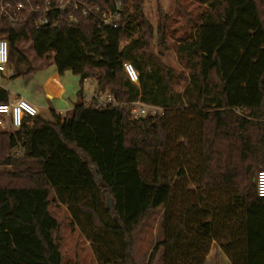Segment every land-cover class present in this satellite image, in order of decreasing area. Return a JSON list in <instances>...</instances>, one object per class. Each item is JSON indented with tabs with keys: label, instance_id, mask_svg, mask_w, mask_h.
Instances as JSON below:
<instances>
[{
	"label": "trees",
	"instance_id": "trees-1",
	"mask_svg": "<svg viewBox=\"0 0 264 264\" xmlns=\"http://www.w3.org/2000/svg\"><path fill=\"white\" fill-rule=\"evenodd\" d=\"M124 1L117 27L84 19L74 27L2 30L24 74L35 67L18 45L30 41L42 62L79 75L81 87L64 117L38 113L14 132L0 131V165L18 169L0 171V264H63L52 192L98 264H135L133 233L157 208L162 238L148 264L160 250L162 264H205L213 240L230 264H264V197L242 165L250 159L264 167V136L251 133L264 118V0H199L209 11L177 46L188 69L181 90L172 86L174 70L149 52L154 26L143 0ZM156 29L161 36L163 26ZM125 59L140 70L139 85L127 78ZM85 80L95 82L94 92L165 113L135 119L131 104H84ZM8 100L0 85V103ZM224 136L239 142L227 160L218 146ZM9 173L20 183L4 184Z\"/></svg>",
	"mask_w": 264,
	"mask_h": 264
},
{
	"label": "rangeland",
	"instance_id": "rangeland-1",
	"mask_svg": "<svg viewBox=\"0 0 264 264\" xmlns=\"http://www.w3.org/2000/svg\"><path fill=\"white\" fill-rule=\"evenodd\" d=\"M142 9L145 16L154 26L153 34L149 39V52L160 59L164 65L174 70L176 78L172 82V86L177 90H181L187 84L186 76L188 75V69L179 60L177 46L183 39L189 38L194 34L195 28L201 21L203 14L209 11L208 7L201 4L199 0H143ZM260 12L262 19H264V3L260 5ZM158 23L163 26L161 36L158 35L156 29ZM18 47H22L25 57L35 69L24 74L22 70L25 69V65L9 58L8 65L12 74L7 76L0 73V85L8 90L9 97L25 98L38 107L39 114L43 118L49 120L53 119L52 110L57 113L60 110L64 111L67 107H73L77 101V92L81 87L80 76L73 74L70 70L59 72L51 61L47 63L42 62L35 55L30 41H25L18 45ZM54 74L58 75V80L64 87L65 92L60 97L52 99L45 96L42 85L44 80ZM94 88L95 82L85 80L82 85L83 95L91 96ZM66 112L69 113V111ZM254 123L251 133L255 137L264 136V118H260ZM0 131L9 130L0 128ZM208 137H211L210 134ZM238 143L231 136H224L223 139H220L218 146L221 145L219 148L228 152V155L225 154L224 160H227L234 153ZM229 145L232 147L229 148ZM12 154L18 155L19 153ZM242 165L252 169L250 179L252 183L255 181L256 172L264 168L254 166V163L250 159L243 162ZM242 168H240L241 174L243 172ZM15 170L18 169L13 165H0V171H4L5 173ZM1 180L4 184L20 183L17 179L12 178L11 173L5 174ZM162 212V208L151 211L133 233L132 258L135 264H148L153 246L162 238L160 229ZM56 213L61 221L66 222L68 220L65 209H59ZM63 227L64 240L61 245L63 264H98L90 245L85 239L81 235H78L76 230L71 231L68 228L69 226L64 225ZM162 261L163 252L160 250L155 255L151 264H162ZM216 263L225 264L220 261V258H218L217 262L213 261V259L208 261V264Z\"/></svg>",
	"mask_w": 264,
	"mask_h": 264
},
{
	"label": "built area",
	"instance_id": "built-area-1",
	"mask_svg": "<svg viewBox=\"0 0 264 264\" xmlns=\"http://www.w3.org/2000/svg\"><path fill=\"white\" fill-rule=\"evenodd\" d=\"M124 0H0V73L11 75L9 69V43L2 32L4 28L78 26L84 19L92 20L97 27H117L124 18ZM123 69L130 82L139 85L140 70L131 59L122 61ZM48 98L60 97L64 93L62 85L54 78L44 84ZM95 106H113L120 108L131 104L135 119L145 116L163 115L165 108L147 104L140 100L131 103L117 99L111 92H93L84 96V104ZM39 113L38 107L23 97H9L0 103V128L14 132L28 116ZM19 153L16 150L15 153ZM256 192L264 197V168L255 176Z\"/></svg>",
	"mask_w": 264,
	"mask_h": 264
},
{
	"label": "crops",
	"instance_id": "crops-1",
	"mask_svg": "<svg viewBox=\"0 0 264 264\" xmlns=\"http://www.w3.org/2000/svg\"><path fill=\"white\" fill-rule=\"evenodd\" d=\"M49 78H54V79H56L57 81H59L58 80V75L57 74H54L53 76H51V77H48L46 80H44V82H43V85H42V88H43V90H44V84H45V82L49 79ZM59 83H60V81H59ZM61 84V83H60ZM62 85V84H61ZM63 87V86H62ZM63 89H64V87H63ZM95 90V89H94ZM64 92H65V89H64ZM44 94H45V92H44ZM46 96V95H45ZM47 97V96H46ZM71 108L72 107H67V108H65V110L64 111H58V113H61L62 114V116L64 117L65 115H67L68 113L66 112V111H69V110H71ZM64 114V115H63ZM51 199H54L53 201H52V203L50 204V207H49V209L53 212V215L56 217V219L58 220V222H59V224H60V226H61V229H60V235H61V237H62V241L64 240V234H63V229H64V225H67V226H69L68 228L71 230V231H74V230H76V233L78 234V235H81L84 239H85V241L90 245V247H91V243H90V241L89 240H87L85 237H84V235L81 233V231H80V229L76 226V225H72L71 224V222H72V217H71V214H70V212H69V210H68V206H67V204H65V203H62V202H60L59 201V199L57 198V196H56V194L54 193V192H52V194H51ZM59 209H65V212H66V215H67V217H68V220H66V222L65 221H61L59 218H58V216H57V213H56V211L57 210H59ZM61 245H62V243H61ZM93 253V252H92ZM94 255V254H93ZM95 257V256H94ZM218 258H220V261L221 262H223V263H225V264H230V262H229V260H228V258H227V256H226V254L223 252V250L221 249V246H220V244H218L216 241H212V243H211V246H210V250H209V253L207 254V256H206V262H205V264H208V261L210 260V259H213V261H215V262H217L218 261ZM217 264V263H216Z\"/></svg>",
	"mask_w": 264,
	"mask_h": 264
},
{
	"label": "water",
	"instance_id": "water-1",
	"mask_svg": "<svg viewBox=\"0 0 264 264\" xmlns=\"http://www.w3.org/2000/svg\"><path fill=\"white\" fill-rule=\"evenodd\" d=\"M111 204H112V199L109 198V199H108V205L110 206Z\"/></svg>",
	"mask_w": 264,
	"mask_h": 264
}]
</instances>
